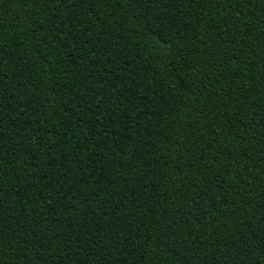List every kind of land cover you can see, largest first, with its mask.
<instances>
[{"label":"trees","instance_id":"1","mask_svg":"<svg viewBox=\"0 0 264 264\" xmlns=\"http://www.w3.org/2000/svg\"><path fill=\"white\" fill-rule=\"evenodd\" d=\"M0 264H264V0H0Z\"/></svg>","mask_w":264,"mask_h":264}]
</instances>
